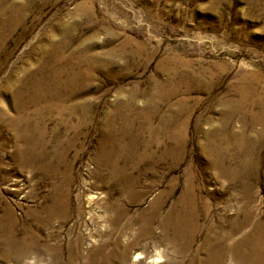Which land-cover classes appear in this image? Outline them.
<instances>
[{"label":"rangeland","instance_id":"obj_1","mask_svg":"<svg viewBox=\"0 0 264 264\" xmlns=\"http://www.w3.org/2000/svg\"><path fill=\"white\" fill-rule=\"evenodd\" d=\"M80 6L88 11L77 13ZM11 16L18 18L14 28L4 27L0 21V219L7 206L19 236L25 228H31L42 238L64 237L71 222L53 219L40 223L39 219L45 217L41 207L47 204L54 184L63 180L68 168L71 195L81 192L83 180L89 171L94 172L97 159L101 160L100 152L108 149L106 144L111 139L129 156L122 162L123 169L139 180L138 195L128 205L132 218L140 217L153 201L173 187L174 193L160 200L158 214L165 217L190 178L186 172L192 169L196 184L206 181L201 196L210 206L211 217L202 216L201 223L207 224L211 218L230 222L232 206H241L244 198L209 166L203 147L209 140L207 132L211 126L223 125L225 103L237 100L236 87L241 77L257 73L261 77L257 87H264V0H0V18ZM66 28L72 31L70 37L65 34ZM94 33L96 40H85ZM60 42L67 44L65 56L73 49H89V54H98L111 63L92 73L89 86L78 85L80 80L75 82L79 92L73 103L90 108V122L85 121L79 132L69 133L54 116L30 121L27 129L39 126L40 132L27 134L42 139L46 146L41 154L44 157L31 163V154L25 152L26 143L15 141L18 133H24L19 132L22 127L15 130L10 122L22 117L24 111L31 114L39 108V104H27V95H36L34 87L57 84L49 79L55 72L52 52ZM168 57L188 63L187 69L178 66L181 73H188L190 82L185 86L157 87V81L168 79L157 70ZM62 80L70 85L71 80ZM169 91V98H161L168 96ZM169 119L177 127L185 126L183 148H178L176 158L167 154L173 145L171 139L162 138L161 145L147 147L156 137L147 128L158 130ZM240 125L238 116H234L230 127ZM69 136L73 147H66V162L59 166L56 159ZM262 145L254 152L257 159H251V168L255 169L250 170L248 179L256 187L251 193L256 202L253 204L263 205L264 139ZM221 147L226 151V147ZM233 150L239 155L237 160H242L243 152ZM149 154L153 156L141 165L133 164L134 158ZM160 156L165 158L159 159ZM39 166L61 171L54 177L37 171ZM204 166L208 172L203 176ZM17 179L28 181L30 186L24 191L12 186ZM93 188L103 192L101 187ZM2 249L0 245V264H14L1 258ZM91 249L84 246L81 254L87 255ZM146 254L150 256L151 249ZM132 258L130 252L127 262L116 258L112 264H135ZM163 261L159 264L187 263L177 252Z\"/></svg>","mask_w":264,"mask_h":264},{"label":"bare ground","instance_id":"obj_2","mask_svg":"<svg viewBox=\"0 0 264 264\" xmlns=\"http://www.w3.org/2000/svg\"><path fill=\"white\" fill-rule=\"evenodd\" d=\"M79 9L81 11L78 10L77 13H83V9L88 11L83 6ZM1 20L4 27L12 28L18 22V18L12 16L0 18ZM67 31L65 34L70 37L72 31L68 29ZM96 39L94 33L85 40ZM66 46V42H60L51 56V65L53 69L55 68V72L49 75V80H54L53 82L57 84L50 87L48 83V86L44 83L34 87L36 95L28 94L27 104H39V108L31 114L24 109L22 117L13 118L10 122L15 130L22 127L19 132L23 130L24 133H18L15 141L23 140L26 143L25 152L31 154V158H28L31 163L35 158L44 157L41 154L45 153L46 146L42 139L27 134L40 132L39 126H34L31 130L27 129L30 121L34 122L43 116H54L59 122L61 121L66 131L69 130V133L79 132L85 125V121L90 122L88 117L90 108L73 103V98L79 92L75 82L80 80L78 81L80 84L77 82L78 85L89 86L88 82L92 78V73L98 71V68H107L111 63V60L100 57L98 54H89V49L80 51L73 49L69 56H65L68 49ZM187 64L178 61L175 57L165 58L157 70L168 79L157 81V87L172 89L178 87L177 84L180 86L188 84L190 82L188 73H181L178 70V66H185L187 69ZM62 78L71 80L70 85ZM175 78L177 82L174 81ZM260 78L257 73L240 78V83L236 87L237 100L232 99L234 102L231 100L225 103L222 113L223 125L211 126L207 132L210 135L209 140L203 147L210 161L209 166L228 183L229 187L238 191L244 198L241 206H232L234 214L230 222L211 218L209 223H201L200 218L205 215L211 217V211L210 206L206 201L203 202L201 196L206 181L203 185L196 184L195 170L192 169L186 172L190 178L185 181L184 190L165 217L161 218L158 214L160 200L172 195L173 187L153 201L149 209L142 212L140 217L132 218L128 205L138 195L139 180L123 169L122 162L127 161L126 158L129 156L122 153L118 142L109 139L106 144L108 149L100 152L101 160L97 159L96 171L92 173L89 171L83 180L81 192L74 197L71 195V176L70 168H68L63 180L54 184L52 193L46 199L47 204L41 207L45 217L39 219L40 223L50 222L53 219L71 222L64 237L60 236L52 240L49 236L42 238L40 233L31 228H25L19 236L20 234L14 228L11 211L6 206V214L0 219V245L3 246L1 258L14 264H75L77 261L87 264H112L116 258L120 262H127L128 254L133 252L132 262L135 264H159L164 262L163 259L167 255L177 252L187 259L186 264H264V204H253L256 202L251 193L256 187L248 179L250 170L255 169L251 168L253 164L250 165L251 159H257L254 152L263 148L264 87H257ZM170 94L171 91L168 96L164 94L161 98L167 99ZM182 114L178 112V115ZM186 115L187 113L184 117ZM234 116H238L241 125L233 128L230 127V122ZM163 124L158 130L153 129V126L146 127L156 136L149 141V144L147 143V147L161 145L162 138L171 139L173 145L167 150V154L176 158L179 156L178 148L180 150L183 148L185 126L177 127L176 123L170 119ZM24 126L26 129L23 128ZM116 129L128 131L124 128ZM113 132L116 133V131ZM25 133L28 136L24 135ZM70 136L66 137L62 143L65 146L61 151L62 157L56 159L59 166L66 162L64 160L68 151L66 147H73L74 141ZM221 146L226 147V151L223 152ZM233 149L243 152L242 160L241 158L240 161L237 160L239 155ZM143 156L145 157L134 158L133 164L141 165L144 159H150L153 155ZM205 168L204 166L201 169L203 176L208 172ZM40 170L54 177L61 171L48 166H39L37 171ZM18 182L20 184L16 185ZM97 184L99 185L96 186ZM12 186H19V189L24 191L30 185L26 180L18 181L17 179L13 181ZM93 187H101L100 190L103 189V192ZM80 227L83 228L82 231L78 230ZM84 246L92 247L87 255L81 254ZM148 249H151L150 256L146 254ZM99 255L100 258H98Z\"/></svg>","mask_w":264,"mask_h":264}]
</instances>
